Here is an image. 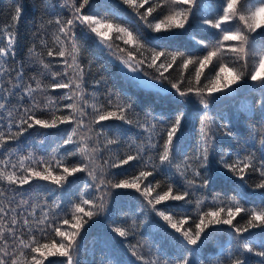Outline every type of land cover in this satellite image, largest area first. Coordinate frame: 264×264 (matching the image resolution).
Listing matches in <instances>:
<instances>
[{"label": "trees", "instance_id": "16d2710c", "mask_svg": "<svg viewBox=\"0 0 264 264\" xmlns=\"http://www.w3.org/2000/svg\"><path fill=\"white\" fill-rule=\"evenodd\" d=\"M70 2L71 0H68V3ZM139 2L140 0H137V3ZM222 2L223 0H198L190 24L176 34L152 32L137 15V10L123 4L122 0H93L83 11L97 17H108L133 32L139 31L157 50L182 52L187 57L196 58L203 57L209 51V48L198 44V40L213 46L222 39L221 29H212L199 23L202 18H215L220 14ZM244 2L245 0H240V4ZM156 3L157 0H148L138 11L145 13L146 9ZM17 4L22 5L24 10L19 20L14 22L12 17ZM165 11L164 8H154L147 19L152 20ZM70 17L71 9L66 5V0H0V33H2L0 46L6 44L8 33L13 32L16 51L14 60L10 56L6 58L9 61L6 65L9 73L0 77V85L5 89H11L14 93L7 99L0 98V103H5V108L0 109V131L7 133V125L18 123L23 109L32 105V101L26 95L24 99H20L23 95L24 83H31L35 88L32 77L40 79L45 86L54 83L50 73L43 69L39 60L49 63L51 71L63 73L66 70L64 61L67 58L55 54L49 57L47 51L52 49L55 53L57 47L54 41L55 19L64 21ZM50 20L53 23L49 24ZM222 27L236 29L242 28L243 25L238 20H232ZM261 32H264V28L249 33L250 45H255L258 50L264 51V48L260 47L264 44V36H261ZM116 36L117 33L113 32L105 43V45H113V48L109 49L100 43L94 33H89L83 27L76 29L78 62L84 69L83 100L78 97L72 100L57 99L71 94L76 91L75 89L46 87L44 92L37 91L33 94L42 109L36 111L37 118H49V108L55 110L56 115L59 116L70 114L72 109L68 106L71 104L84 107L88 118L85 126L77 129V136L73 137L74 143L64 144L65 139L71 135L74 124H60L51 129L36 125L24 133L18 141H9L5 145L6 150L0 149V162H9L7 171H12L11 165L16 164V171L19 172V160L30 157L25 160V166H33L37 171H43L44 167L51 165L54 174H61L63 168H57L56 161H63L69 167L88 163L79 151L87 145L89 149H96L90 152L93 159L90 166L96 169L97 177L115 182L138 175L145 166V161L151 157L149 165L155 164L157 171L146 179L141 178L140 187L142 191L151 181L152 196L145 198L135 189L102 187L99 179L93 180L86 172L69 176L62 186L34 177L23 186H10L0 182V193H3L0 195V208L7 213L0 215V221L11 226L10 221L15 216L21 221V224L16 226L17 233L24 235L27 240L28 229L23 228L21 232L23 220L27 217L32 222L31 228L38 240L59 242L62 238L56 236L54 228L59 227L61 231H76L72 227L74 205L80 203L82 199L96 201L99 196L104 195L103 211H98V214L91 219L83 216V213L78 214L88 222L80 229L77 237L78 247L73 249V264H151L153 261L155 264H179L183 258H187L189 264H232V260L236 257L243 259L245 264H264V257L247 253L241 246V241H245L255 250H259L261 241L264 240V229H252L238 236L227 225H212L206 227L200 241L193 246L187 244L180 233L157 215V211H164L174 218H187L183 226L186 229L189 225L194 228L198 213L202 214L219 207L227 208L229 205L234 207L233 201L247 209L264 208V189L255 187L261 179L259 173H252L249 169L245 179L239 180L223 167L222 160L223 158L231 162L251 155L257 164L264 161V88L261 87L264 83V66L259 68L256 81L246 76L221 92L211 95L205 92L203 95L209 100V108L204 109L200 97L194 92L180 97L170 83L177 81L183 75L184 82L180 86L182 89L188 87L189 82L193 81L195 64L189 65L187 69H180L177 67L180 63L178 59L171 68L158 71L155 67L149 68L146 61L140 65V70L148 78L158 81L165 90L142 87L124 73L120 61L122 57L128 58V53L131 52V60L136 63L142 59L140 53L133 44H124L123 40L116 39ZM154 37H163V39H154ZM236 43L238 42L223 41L225 49L228 45ZM30 49H34L31 54ZM256 60L257 56L252 54L247 57L246 72L252 71ZM218 62L226 63L230 67L233 64L240 67L244 63L235 60L231 54L214 58L203 70L197 87L207 85L208 79L215 76ZM20 70L24 73L22 87L14 88ZM67 71L69 77L73 75L72 69ZM160 71L164 72L167 79L160 77ZM69 77L61 75L58 79L67 80ZM5 96V92H0V97ZM48 98L56 99V104L46 107ZM84 101L87 103L85 104ZM93 104L103 105L101 111L114 110L116 105H131L123 112L126 120H130L131 123L117 119L93 123L92 118L95 115ZM205 112L208 113L206 118ZM178 113H183L184 119L181 132H178L173 139L174 163L171 166L160 165L158 156L163 151L162 144L166 139L163 132ZM201 119H205L206 123L212 126L210 130L212 139L208 143V163L202 167L198 166V161L190 160L202 147ZM152 125H155V128H152ZM226 129H230L234 135L231 137L225 135ZM13 131H16L15 127ZM109 139H114L116 142L108 144ZM149 142L155 143L156 148L149 147ZM138 147L144 149L142 159L130 161L129 164H122L119 167L110 166L126 155H135ZM185 159L197 165V170L201 174L200 178H196L195 187L188 185L175 168V164ZM37 161L44 163L37 164L35 163ZM0 167H3L2 163ZM187 176L192 178L191 169L188 170ZM201 178L208 181L206 187L198 186ZM157 183L159 187L155 186ZM169 184L173 185V194L187 190L189 195L186 200L164 201L156 205V210H153L148 200L154 198L157 193L162 194ZM82 206L85 211H96L92 205ZM44 213H48V217L46 225L43 226L46 231L41 236L35 221ZM221 215L224 216L225 213ZM64 219H68L69 223L64 224ZM245 221V213H241L233 223L242 225ZM116 227L127 230L128 235L120 237L114 231ZM5 237L10 240L7 231ZM0 247H3V244H0ZM15 248L19 253L18 241ZM9 251L12 249L9 248ZM24 251L27 254V250ZM15 258L18 264H22L19 255ZM65 260V257L50 256L45 260V264H63Z\"/></svg>", "mask_w": 264, "mask_h": 264}, {"label": "snow or ice", "instance_id": "6c2138e0", "mask_svg": "<svg viewBox=\"0 0 264 264\" xmlns=\"http://www.w3.org/2000/svg\"><path fill=\"white\" fill-rule=\"evenodd\" d=\"M92 2L93 0H71V2L68 3V0H66V5L71 9V17L64 21L56 18L54 21L56 25L54 41L57 47L55 53L52 49H49L47 51V55L51 57L55 54L59 57L67 58L64 61L66 70L63 73L51 71L49 63H45L42 59L39 60V63L43 65V69L50 73L54 83L45 86L42 84L40 79L32 77L35 81V88L32 87L31 83H24L22 87L21 82L23 81L24 73L22 70L17 73V83H15L13 87H22L23 95L20 96V99H24V95H26L32 101V105L30 108L23 109V114L18 118V123L15 125H7V133L0 131V149H5V145L9 141H18L24 133L28 132L29 129L36 125H39L44 129H51L58 127L60 124H74L75 127L72 129L71 135H69L64 141L65 145L74 143L73 137L77 136V129L81 126H85L88 113L85 111L83 106L77 107V104H71L68 106L72 109L70 114L57 116L55 110L49 108V118H37L36 111H42V109H40L39 103L33 96L35 92H44L46 87H51L52 89L76 90L67 96L58 97L57 99L72 100L74 97H78L80 100L84 99L82 89L84 69L80 67L78 62L79 48L75 37L76 29L78 27H83L89 33H94L96 37L100 38L101 43H105V41L109 40L111 38L110 33L115 32L117 33L116 39H122L124 44H133L140 53L142 59L136 61L135 65H133V63L130 62L131 52H129L128 58H124L122 60L123 64L126 67H129L133 72H137L140 65H143L146 61L149 68L155 67L158 71L160 69H164L166 71L168 68H171L174 64H176L178 59L180 63L177 67L180 69H187L189 65L195 64L196 68L193 75L194 82L190 81L188 87L182 89L180 86L184 82L183 75H181L177 81H170V83L171 87L175 89V92L180 97H185L194 92L198 97H200V103L203 105L204 109L209 108V100L203 95L205 92L209 95L221 92L222 90L230 88L231 85L236 84L246 76L248 79L256 81L259 68L264 66V51L258 50L255 45H250L249 37V33L255 32L257 29L264 28V0H245L244 4H240V0H223L220 14H218L215 18L205 17L199 21L201 26H208L212 29H221L222 39L213 46H209V44L203 40H198L197 43L209 48V51L203 57L196 58L187 57L182 52H169L166 49L157 50L156 47L151 46L148 43L139 31L133 32L129 28L122 26L108 17H97L95 15L85 13L83 11L84 8L89 6ZM147 2L148 0H140L139 3H137V0H122L123 4L137 10V15L144 22L146 27L154 33L165 32L176 34L184 30L186 26L190 24V19H192L195 15L193 11L194 7H197L198 5V0H157V3L153 5V7L146 9L145 13H140L138 9L143 7V5ZM257 4L259 6H256ZM154 8H164L166 11L161 15L154 17L152 20H148L147 16L153 12ZM23 10L22 5L17 4L15 6L14 15L12 17L14 22L19 20L20 16L23 14ZM232 20H238L242 23L243 27L236 29L222 27L223 25H227ZM48 23L51 24L53 21L50 20ZM261 36H264V32H261ZM154 39H163V37H154ZM193 39H195V37H193ZM223 41H237L238 43L228 45L227 49H225ZM105 46L109 49L113 48L112 44H106ZM116 47L118 48L119 46L117 45ZM260 47L264 48V44ZM29 51L31 54L34 52V49H30ZM120 51H124V49H120ZM228 54H231L235 60L244 61V63L241 64L240 67H237L235 64L230 67L226 63L218 62V71H215V76L208 79L207 85L197 87V85L200 84V77L205 67L209 65L214 58ZM250 54L257 56V60L252 67V71L246 72L247 57ZM9 56L13 60L16 56L15 34L13 32L8 33L6 44L4 46H0V77H4L9 73V69L6 67L9 63L6 58ZM158 61L159 64H157ZM67 69L73 70L72 76L69 77ZM61 75L69 78L67 80H60L58 77ZM159 75L160 77L167 79V77L164 76L163 71H160ZM261 87L264 88V83L261 84ZM0 92L6 93L5 97H0L3 99H7V97L14 95L11 89H5L2 85H0ZM84 103L86 104L87 101H84ZM109 103L111 104V102ZM55 104L56 99L48 98V104L46 107L53 106ZM130 107L131 105H116L114 110L101 111L103 105L97 106L93 104L92 108L95 115L92 118V122L99 123L101 121L117 119L131 123L130 120H126V117L123 114V112ZM4 108L5 103H0V109ZM118 113L120 114L118 115ZM9 116H11V112H9ZM204 116L206 118L208 113L205 112ZM183 119V113H178L172 120V123L165 128L163 135L166 139H164L162 144L163 151L160 152L158 156L160 165H173V139L177 136L178 132H181ZM200 125L202 147L200 148L199 153L191 157L190 160L198 161V166L202 167L208 163V143L212 139L210 134L212 126L210 123H206L205 119H201ZM13 127L16 128V131H13ZM152 128H155V125H152ZM224 134L230 137L234 135L230 129H226ZM81 139H83V137H81ZM115 142L116 141L114 139H109L107 141L108 144H113ZM149 147L155 149L156 144L149 142ZM79 151L84 160L88 161V163H81L79 166L73 165L69 167L63 161H56L55 166L57 168H63V172L61 174H54L51 165L44 167L43 171H37L33 166H25V160L30 159V157H24L19 160V172L16 171V164L11 165L13 169L12 171H7L9 162H0L3 164V167H0V182H5L10 186H23L28 184L34 177L42 181H51L56 185L62 186L63 183L67 181L69 176L79 172H86L93 180L99 179L96 175V169L90 166L93 163L90 152H94L96 149H89L87 145H85L80 148ZM143 151V147H138L135 155H126L123 159L113 162L110 166L119 167L122 164H129L130 161L142 159ZM222 160L223 167L239 180L243 181L245 179V175L249 169H251L252 173H259L261 179L255 184V187L258 189H264V161L257 164L254 157L251 155L243 158H237L231 162L223 158ZM150 161L151 157H149L148 161H145V166L139 171V174L130 179H121L115 182L111 179H99V184L102 187H111L115 189H135L137 192H141L145 198L151 197L153 192V183L151 181L142 191L140 187L141 178L146 179L147 177L152 176L154 171H157L155 164L149 165ZM35 163L40 164L44 162L37 161ZM175 168L178 174L185 179L188 185L194 187L197 186L196 178H200L201 175L197 170V165L189 162V159H185L180 163L175 164ZM189 169H191L192 178L187 176ZM207 183L208 181L206 179L201 178L198 186L206 187ZM155 186L159 187V184L157 183ZM2 194L3 193H0V195ZM188 195L189 192L187 190L183 192L178 191L177 194H173V185L169 184L162 194L157 193L154 198L148 200V203L153 206V210H156L155 206L164 201H185ZM197 203L199 204V201ZM233 204L235 205L234 207L229 205L227 208L219 207L215 210L205 211L202 214L198 213V219L194 221V228L191 225H189L186 229L183 228L184 224L187 222V218H174L173 215L166 214L164 211H157V215L166 221L168 225L177 233H180L187 244L193 246L197 245L198 241H200L206 227L212 225H227L231 227L238 236L243 233H247L252 229H264V208H260L259 210L247 209L235 201H233ZM82 205H92L96 211H85V208ZM103 208L104 195L99 196L96 201L82 199L80 203L74 205L72 213V220L74 223L72 227H74L76 231H61L59 227L54 228L56 236L62 238L59 242H56L55 240L52 242L38 240L35 234H33V229L31 228L32 222L27 217L24 218L23 227L21 228V232H23V228L28 229L27 240H25L24 235L17 233L16 226L20 225L21 221L15 216L10 221L11 226L5 225L3 221H0V229H2L0 230V244H3V247H0V264H18V261L15 258L17 255L20 256L22 264H45V260L50 256L65 257L66 260L63 264H73V249L78 247L77 237L80 234V229L88 222L78 214L83 213V216L91 219L93 216L98 214V211H103ZM222 213H225V215L222 216ZM241 213H245L246 221L242 225L234 224L233 221ZM0 215H7L3 208H0ZM47 217L48 213H44L41 218L35 221L41 236H43L46 231L43 226L47 223ZM63 223L68 224L69 220L64 219ZM5 231H7L10 240L5 237ZM114 231L118 233L120 237H126L128 235L127 230L120 227H116ZM17 241L19 242L20 247L19 253H17L15 248ZM241 246L247 253H253L258 257H264V240L261 241L259 250H255L245 241H241ZM9 248H11L12 251H9ZM24 250H27V254H25ZM133 254L135 255L136 253L134 252ZM9 257H11V259H9ZM151 264H155V262L153 261ZM179 264H189V260L187 258H183L180 260ZM232 264H245V262L240 257H236L232 260Z\"/></svg>", "mask_w": 264, "mask_h": 264}, {"label": "rangeland", "instance_id": "374dc122", "mask_svg": "<svg viewBox=\"0 0 264 264\" xmlns=\"http://www.w3.org/2000/svg\"><path fill=\"white\" fill-rule=\"evenodd\" d=\"M112 33L113 32L110 33V37H111ZM99 41H100V38H99ZM107 41H105V43H107ZM105 43H101V44L105 45ZM123 59L124 58L122 57L120 61H121V66L123 68L124 73L129 78L135 80L138 83V85L145 87V88H148V89H154V90H158V91H164L165 90V88L158 81L152 80V79L148 78L147 76H145L143 74V72L140 70V68L137 72H133L129 67H126L122 62ZM130 62L133 63V65H135V62L133 60H130Z\"/></svg>", "mask_w": 264, "mask_h": 264}]
</instances>
